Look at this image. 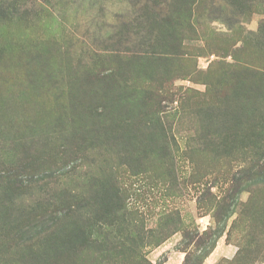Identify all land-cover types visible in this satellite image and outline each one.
I'll list each match as a JSON object with an SVG mask.
<instances>
[{
  "label": "rangeland",
  "instance_id": "obj_1",
  "mask_svg": "<svg viewBox=\"0 0 264 264\" xmlns=\"http://www.w3.org/2000/svg\"><path fill=\"white\" fill-rule=\"evenodd\" d=\"M198 2L168 42L136 0H0V264H184L233 177L252 185L202 264H264V0ZM144 86L162 123L136 116ZM64 187L122 208L101 249L38 219Z\"/></svg>",
  "mask_w": 264,
  "mask_h": 264
},
{
  "label": "trees",
  "instance_id": "obj_2",
  "mask_svg": "<svg viewBox=\"0 0 264 264\" xmlns=\"http://www.w3.org/2000/svg\"><path fill=\"white\" fill-rule=\"evenodd\" d=\"M139 8H143L144 10L149 9V11L145 14L146 18H154V22H156V25L159 27H162L165 34L162 32L163 36L166 38L168 42L171 41L172 36H176L178 38L179 30L181 26L184 24L183 20L190 21V19H193V14L195 12L196 6L199 3L198 0H136ZM228 6L237 7L241 10H247L246 4L247 2H244V0H225ZM144 4V5H143ZM144 6V7H143ZM152 7L156 10V14L152 15L151 13H154V10ZM155 16L157 19H155ZM144 23V20H142ZM189 23V22H188ZM193 26V25H192ZM262 29H264V25L262 26ZM167 42V43H168ZM166 43V44H167ZM169 46V49L165 52V55H175L178 52V44L172 45L171 47L169 43L167 44ZM168 57V56H166ZM143 58V57H142ZM167 59V58H166ZM148 86H144L143 93L139 91L140 95V102L144 105V108H153L154 111H140V115H136L137 118L142 122H156L155 124L162 123V118L160 116L161 111L159 108L154 109L153 104L156 101L155 91L148 90ZM134 95V94H133ZM135 96V95H134ZM260 100L264 99V94L259 95ZM245 99H240L239 97H235V99L229 98L227 102H235L237 104H242ZM160 100L158 99V104ZM223 102V101H222ZM221 102V103H222ZM157 105V103H155ZM159 113V116H158ZM201 121L203 123H208L211 120L207 116H202ZM233 121V120H232ZM234 122V121H233ZM205 127L208 125L202 124ZM163 129V128H162ZM206 129V128H205ZM146 139V137H145ZM142 145L144 148H146V141L142 142ZM198 149V147H197ZM192 164L197 167V160H194L193 158L190 159ZM193 178L191 180V183L194 184V186H201L202 184H205V180L203 177H196L195 170L193 168ZM263 173L260 172L258 175V172L255 173L254 182H264V179H262ZM217 181V180H216ZM230 185L228 186V193L225 196H221L218 198L215 197L213 193H210V189H206V191L209 192H203L201 196L198 198V201L201 205H204L207 203L209 208L216 207L215 210V219L217 226L214 228L211 233L205 232L203 235L199 236L198 239L200 240L198 247L201 245H204L202 251L199 253L195 251H189L186 255V259L184 264H202L203 260L207 258L214 248L216 247L218 239L224 234V231L227 227V221L236 212V208L240 206L239 202V194L243 191L250 188L252 185L251 177L243 180H238V178L233 177L230 181ZM253 182V183H254ZM214 184V183H213ZM106 188H101V191L99 192V195L101 197L100 204L97 201V197L93 195L89 196H80L77 193H73L68 187H64L60 192H56L53 197H51L47 202V209L44 212L42 216H40L39 220H48L49 226L60 223L62 224V227H64V230H62L61 238L67 246H65L66 250H76L79 248V251L84 252H93V245H101L100 243L103 240H106L103 236V233L101 230L98 231V233L101 232L100 236H96L97 229L94 228V225L97 222L106 224L107 220H111L109 218H112V222H115L116 220H120V217L118 214L121 212L122 208L115 207L113 211L115 212V216L111 215V211L109 212L107 209L110 208L109 204L111 203V198L108 195V192L105 190ZM204 195H208L209 199H205V202L202 203V198ZM212 197V199H211ZM120 198V196H119ZM97 202V204H96ZM108 211V212H107ZM103 220V221H102ZM115 220V221H114ZM96 221V222H95ZM174 226V232L179 230V223L175 222ZM166 225V221H161L159 223L157 230L155 229V232L160 233L161 230ZM173 228V227H172ZM123 233L124 231L121 230ZM59 230L57 231V233ZM141 233V231H139ZM194 234V233H193ZM190 236L192 240L197 235ZM207 235V239L206 236ZM103 236V238H102ZM141 240H144L142 236ZM145 237V236H144ZM197 239V240H198ZM208 239H210L211 243H207ZM162 239H157L155 244L159 245L161 243ZM158 241V242H157ZM163 242V241H162ZM183 242V240H182ZM67 252V254L69 253Z\"/></svg>",
  "mask_w": 264,
  "mask_h": 264
}]
</instances>
